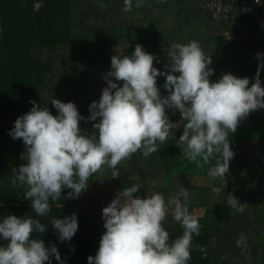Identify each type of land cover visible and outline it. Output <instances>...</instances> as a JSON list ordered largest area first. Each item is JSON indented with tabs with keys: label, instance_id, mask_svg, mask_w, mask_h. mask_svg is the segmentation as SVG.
<instances>
[{
	"label": "trees",
	"instance_id": "1",
	"mask_svg": "<svg viewBox=\"0 0 264 264\" xmlns=\"http://www.w3.org/2000/svg\"><path fill=\"white\" fill-rule=\"evenodd\" d=\"M169 1L144 0L140 7H136V0H133L132 11L124 12L123 0H43L44 6L39 12H34V0H24L23 4L21 0H0V28H3L0 32V147L7 148L3 149L2 155L5 158L9 155L10 174L26 162H20L25 154L23 141L13 140L8 132L18 117L31 110L33 105L30 101L47 107L43 94L49 91L48 85L56 84L60 89L52 75L63 79L68 88V93L63 95L58 90V95L66 97L67 102H73L81 116L88 117L90 104L100 99L102 89L107 86L103 77L111 70L112 56L130 55L139 44L147 53L159 59L160 62L154 61L153 66L162 71L168 63L170 44H187L195 40L211 60L216 56L225 58L230 53L226 62L212 61L210 67L214 74L210 81L230 73L237 78H249L251 86L254 82L251 76L257 71V53H264V19L257 16V12L264 14V8L253 5L252 0H221L224 7L229 9L226 18H220L216 16L217 10L213 9V6L220 4L219 0H176L173 5ZM158 9L165 10L163 20L161 16L155 15ZM171 20L173 25L167 28ZM76 24H80L81 32L75 31ZM160 25L166 28L165 35ZM254 28L261 32L259 37L253 32ZM229 29L235 39H228L225 35ZM237 33L240 35L236 36ZM212 44H215V50L210 49ZM120 46L127 47L126 52L118 51ZM216 50L220 52L213 53ZM51 51L61 53L57 63L40 56ZM260 77L261 86L264 87V70ZM164 83V77L157 78L160 90H164ZM166 95L167 91L161 94L162 97ZM166 114L174 124L182 120L178 111L173 113L172 110H166ZM93 123L81 121L80 128L85 133H91ZM238 129L230 136L231 150L234 152V160L230 165H242L253 183L262 187L264 182L260 178L264 177V172H257V166L251 161L257 156L260 160L264 155V109L250 113L241 121ZM183 131L178 125L168 140L159 145L156 153L147 158L141 156L145 161H140L141 164L135 162L138 161L139 151L123 160L117 166L118 169L122 168L120 174L125 178L122 186L139 184L141 190L134 196L141 198L155 192L167 198L169 194L177 192L180 186L185 187L183 184L187 183L186 180H191L194 185V177L207 176L206 170L210 165L200 168L189 162L176 145ZM211 164H215V158ZM103 172L104 168L90 177L88 189L78 199H64L71 191L66 189L60 201H50L51 211L47 218L37 217L32 211L31 202L23 197L25 188L12 187L11 177L9 181L3 178L10 199H0V216H32L40 219L46 225V231L34 232L33 238L43 239L46 247L57 244L61 248L59 251L64 264H88V257H94L99 248L101 233L106 231H101L99 222H104L102 216L99 219L100 214L95 208L97 187ZM136 175L151 183L158 181L157 188L153 189L148 182L138 181L134 178ZM216 182L225 187V182ZM188 191L190 213L196 215L199 209L206 208L204 214L197 216L201 226L200 235H193L189 264H215L220 259L230 264L236 255L243 260L241 264H264V200L259 203L261 206H254L253 216L249 218L246 211H234L225 198L212 197V190H209L210 198L204 206L198 204L199 191ZM238 191L235 189V192ZM232 195L235 196L234 193ZM73 213L78 217V231L70 242H59L50 220L54 216L63 219ZM164 227L170 239L182 235L183 229L170 214L164 221ZM241 233L247 239L244 247L238 248L235 239L240 238ZM218 236L223 237V245L219 243V249L215 251V242L220 239L212 238ZM6 245L7 241L0 240V246ZM200 247L206 249V257L200 252Z\"/></svg>",
	"mask_w": 264,
	"mask_h": 264
},
{
	"label": "clouds",
	"instance_id": "2",
	"mask_svg": "<svg viewBox=\"0 0 264 264\" xmlns=\"http://www.w3.org/2000/svg\"><path fill=\"white\" fill-rule=\"evenodd\" d=\"M143 2L136 0V7ZM255 3L259 5L260 0ZM123 4L124 12L132 11L133 0H123ZM43 6V0H34L33 11L39 12ZM167 56V71L154 67L159 59L139 44L130 55L112 56L111 70L103 77L107 86L100 99L90 104L88 117L81 116L73 102L51 98L55 116L47 107L29 102L31 110L18 117L8 132L13 140L23 141L26 161L12 170L11 185L26 189L23 197L31 202L37 217L47 218L50 201H60L66 189L71 191L64 199H78L87 190L90 177L102 168L111 169L112 178H117V166L123 160L138 151L145 158L156 153L178 127L166 110L178 111L184 122L183 134L176 141L184 158L200 168L210 165L208 178L226 183L234 158L230 136L250 113L264 109L260 80L264 53H257L261 63L250 87L249 78L230 73L210 81L212 60L195 40L170 44ZM158 77L165 79L166 96H161ZM81 121L95 122L91 133L81 130ZM140 190L139 184L126 186L102 209L106 231L88 264H189L193 235L198 237L201 227L188 208L190 192L180 186L167 198L159 192L144 198L134 196ZM226 199L239 213L248 206L232 194ZM169 214L183 229L174 240L164 227ZM50 224L59 242H70L78 231L75 213L63 219L54 216ZM45 231L46 225L32 216H0V240L7 241L0 246V264H52L53 257L57 264H64L55 245L46 247L43 239L33 238L34 232ZM246 239L241 233L237 247L243 248ZM199 250L207 256L204 247Z\"/></svg>",
	"mask_w": 264,
	"mask_h": 264
},
{
	"label": "rangeland",
	"instance_id": "3",
	"mask_svg": "<svg viewBox=\"0 0 264 264\" xmlns=\"http://www.w3.org/2000/svg\"><path fill=\"white\" fill-rule=\"evenodd\" d=\"M98 1H100V0H98ZM175 2H176V0H170L169 1V3L172 4V5L175 4ZM252 2H253V5H256L257 7L261 6V7L264 8V0H261L259 5L255 3V0H252ZM222 4H224L223 1H222ZM164 11L165 10L158 9L157 12L155 13V15L161 16V19L163 20L164 14H165ZM151 13H154V12H151ZM227 13H228V9L222 8L221 11H220L219 17L220 18H226V14ZM257 16L260 19H264V14H262L260 12H257ZM107 20L109 22V17H108ZM80 21H83L82 18H80ZM263 23H264V21H263ZM89 24H90V22H89ZM172 25H173V22L171 20L170 23L167 25V28H171ZM160 28H161L162 34L165 35L166 28H163L162 25H160ZM75 31L76 32H81L82 31V28H81L80 24H76ZM253 32L258 37L261 35V32L259 33L257 28H254ZM225 35L228 36V39H230V38L231 39H235L234 38L235 36L232 37L233 34H232L230 29L225 32ZM235 35L238 36L240 34L237 33ZM77 45L78 44H76L75 46H77ZM212 45H211L210 49L211 50H215L216 49L215 44H212ZM208 46H210V45H208ZM126 50H127V47H125V46H120L118 48V51H120V52H126ZM219 52H220L219 50H216L215 52L213 51V53H219ZM229 54L230 53H228L225 58L221 57V56H216L212 61L226 62V61L229 60V57H228ZM40 56L42 58H44L45 60L51 59V60H53L56 63L61 59V53L59 54L58 51L46 52V53L41 54ZM261 59L264 60V57H262ZM256 60H257L256 69L258 70V64L261 63V60H258L257 58H256ZM57 65L55 67V72H56V69H57ZM162 71H166V69H164ZM256 74H257V71H256V73H254L251 76V79L255 80ZM52 77L55 80V82L59 83L60 89H59V87L56 84L55 85L54 84L48 85L49 91L45 92L43 94V98H44L43 101L46 102L47 108L54 115V109L55 108L52 106V104L50 102V99L51 98H55V99L60 100L61 102L66 103L68 99L66 97L62 96V95H58V90H60V94L64 95V94L68 93V91H67L68 88H67L66 83L64 82L63 79H60L56 75H52ZM49 78H51V76H49ZM260 80L262 81L261 77H260ZM119 83L121 84V82H119ZM121 86H122V84H121ZM160 92H161V94H164L166 92V90L162 89V90H160ZM259 112H261V111H259ZM183 123L184 122L179 121V123H177V124L180 125V127L184 130ZM181 124H182V126H181ZM0 127H2V125ZM91 129H92V126H91ZM238 130L239 129L237 128V132H238ZM243 144H245V142H243ZM4 148H6V147H4V146L0 147V199L3 200V201L6 199L8 201L10 199V196L7 194V190H5L4 183H3L4 182L3 178L6 181H9V179L11 177V174H10V168L8 166V165H10V161L8 160L9 159V157H8L9 155L6 158H5V156L2 155ZM141 156L142 155H141V152H140L138 154V159H137L138 161H135V162H137L136 164H141L140 161L145 162L144 158L141 157ZM134 159L135 158L133 157V160ZM233 160H234V158L230 161V163ZM260 161L264 162V155L262 156V158L260 160H259V156L253 158V160L251 162L257 166V172H264V163H261ZM20 162L21 163L26 162L25 158L22 157V160ZM104 170H105V172L102 173V180H101V182H99V184H98L99 186L97 187L98 191H97L96 200H95L96 211H98L99 214H100L99 215V219L102 216V209L104 208V205L107 204V202H111L115 198L117 192L124 188L122 186V183H123L122 181H123V179L125 180V178H124V176L122 174H120V177L112 178V170L108 169L107 167H104ZM118 170H119V173H121L122 168H119ZM206 174H207V171H206ZM134 178L137 179L140 182H148L151 185L150 187H152L153 189H156L157 186H158V181H154L153 183H151L146 178H144V177H142L140 175H136V176H134ZM260 180L262 182H264V177L260 178ZM186 181H187V183L189 185L187 183H184L183 184L185 186L184 188H187V190L188 189H192V190H197V191L200 192V197L198 198V204H200L201 206H204L203 204H205V203H207V201H209V198H210L208 196V195H210L209 194L210 193L209 190H212V197H219V198H223V199L225 198V200H227L226 199L227 198V194L234 193L235 194L234 197L237 198L240 201L241 204H247L248 205L246 207L245 211H246L247 215L249 216V218H252V216H253L254 206H261L259 203L263 202V200H264V185H262V187L256 186L253 183V181L248 177V173H247L246 169H244L242 167V165H240L238 167L237 166L233 167L232 164H231L229 166V172L226 174V183L224 185L225 187L219 186V184L216 181L210 180L208 178V176H206V175L204 177H201V178L194 177V180H193L194 181V185L191 183V180H186ZM214 189H216V190L214 191ZM235 189H238L239 191L235 192ZM194 198H196V197L194 196ZM12 201L13 200H11V202ZM205 209H206L205 207H203L202 209H199V211L196 212V216L204 214L205 213ZM233 220H235V219H233ZM100 224H101V231L104 232L103 223L99 222V225ZM231 225H234V224H231ZM231 225H228V227L231 226ZM102 235L103 234L101 233V236ZM215 239H220V241L215 242L216 243L215 244V251H216V249H219L218 248L219 247V243L221 244V241L223 240V237H221V236L219 237L218 236V237L212 238V240H215ZM234 239H235V237H234ZM238 239L239 238H237L235 240L237 241ZM221 245H223V244H221ZM56 247H57L58 251H59V249H61V248H59L57 246V244H56ZM238 248H240V247H238ZM59 253H60V251H59ZM233 257L234 258H232L230 260V264L232 263L233 260H234L233 264L234 263L235 264L243 263V260L239 259V257L237 255L233 256ZM52 264H57V261L54 259V257L52 258ZM215 264H226V263L224 262V259H220V260H216Z\"/></svg>",
	"mask_w": 264,
	"mask_h": 264
},
{
	"label": "built area",
	"instance_id": "4",
	"mask_svg": "<svg viewBox=\"0 0 264 264\" xmlns=\"http://www.w3.org/2000/svg\"><path fill=\"white\" fill-rule=\"evenodd\" d=\"M219 1H220V4L218 6H213V9H216L217 10V12H216V16L217 17H219V14H220V11H221L222 8H224V9H227L228 8V7L227 8L224 7V5L222 4V1L221 0H219ZM260 2H261V0H260ZM252 4H253V2H252Z\"/></svg>",
	"mask_w": 264,
	"mask_h": 264
}]
</instances>
